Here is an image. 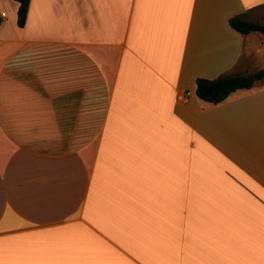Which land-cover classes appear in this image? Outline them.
Listing matches in <instances>:
<instances>
[{
  "label": "crops",
  "instance_id": "obj_1",
  "mask_svg": "<svg viewBox=\"0 0 264 264\" xmlns=\"http://www.w3.org/2000/svg\"><path fill=\"white\" fill-rule=\"evenodd\" d=\"M19 7L0 0V264H264V80L197 95L264 70V34L230 25L264 0H32L24 28Z\"/></svg>",
  "mask_w": 264,
  "mask_h": 264
},
{
  "label": "trees",
  "instance_id": "obj_2",
  "mask_svg": "<svg viewBox=\"0 0 264 264\" xmlns=\"http://www.w3.org/2000/svg\"><path fill=\"white\" fill-rule=\"evenodd\" d=\"M20 7L18 12V25L20 28L26 26L28 14L32 0H16ZM1 24V20H0ZM231 27L242 35L252 33L264 34V25L249 22L241 16L230 20ZM264 80V70L253 76L244 75H223L215 80L199 79L197 81L198 97L211 105H219L230 98V96L240 90H250L258 82Z\"/></svg>",
  "mask_w": 264,
  "mask_h": 264
},
{
  "label": "rangeland",
  "instance_id": "obj_3",
  "mask_svg": "<svg viewBox=\"0 0 264 264\" xmlns=\"http://www.w3.org/2000/svg\"><path fill=\"white\" fill-rule=\"evenodd\" d=\"M260 23H262V25H264V18L260 21ZM256 47V46H255ZM258 48V47H256ZM258 51V50H257ZM252 54V53H251ZM254 54V53H253ZM256 56V57H255ZM254 58L256 59L255 61V64L254 65H257V63H260V65L262 66V61H263V58H262V55L259 54L258 52H256V54H254ZM264 84V82L262 83Z\"/></svg>",
  "mask_w": 264,
  "mask_h": 264
},
{
  "label": "built area",
  "instance_id": "obj_4",
  "mask_svg": "<svg viewBox=\"0 0 264 264\" xmlns=\"http://www.w3.org/2000/svg\"><path fill=\"white\" fill-rule=\"evenodd\" d=\"M187 97H188L187 94H186V95H181V96L179 97V99H180V100H187Z\"/></svg>",
  "mask_w": 264,
  "mask_h": 264
}]
</instances>
